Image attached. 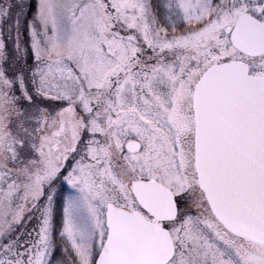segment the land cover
<instances>
[{"label": "snow or ice", "instance_id": "snow-or-ice-1", "mask_svg": "<svg viewBox=\"0 0 264 264\" xmlns=\"http://www.w3.org/2000/svg\"><path fill=\"white\" fill-rule=\"evenodd\" d=\"M0 264H264V0H0Z\"/></svg>", "mask_w": 264, "mask_h": 264}]
</instances>
